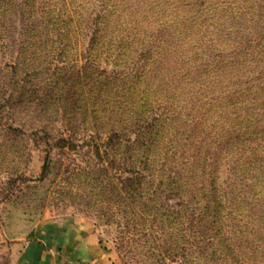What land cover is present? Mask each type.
<instances>
[{"label":"trees","instance_id":"1","mask_svg":"<svg viewBox=\"0 0 264 264\" xmlns=\"http://www.w3.org/2000/svg\"><path fill=\"white\" fill-rule=\"evenodd\" d=\"M222 4L53 0L30 22L33 31L88 30L82 90L92 76L96 114L116 127L91 147L95 198L114 192L116 203L97 217L118 226L119 250L132 257V246L151 264L178 256L189 264L185 254L200 244L209 262L240 264L231 240L264 234V35L260 47L251 38L240 44ZM55 146L75 145L63 137Z\"/></svg>","mask_w":264,"mask_h":264},{"label":"rangeland","instance_id":"2","mask_svg":"<svg viewBox=\"0 0 264 264\" xmlns=\"http://www.w3.org/2000/svg\"><path fill=\"white\" fill-rule=\"evenodd\" d=\"M221 1L222 7L227 6L222 18L234 25L228 27L232 37L240 44L251 38L260 47L262 41L257 38L264 35V0ZM51 10L53 0H0V264H27L25 243H40V233L49 232L52 222L70 216H82L92 223L112 264H151L132 246V257L119 250L118 226L105 224L107 215L103 220L97 217L100 210L114 211L116 203L114 192L103 202L95 198L96 182L91 176L97 159L91 147L106 140L116 127L96 114L92 76L87 80L88 92L82 90L84 80L78 69L88 30L66 34L64 29L43 24L33 31L30 22ZM69 67L74 68L72 74ZM261 67L255 65L251 76L260 74ZM63 137L75 146H55ZM112 167L106 172L108 182L115 175ZM117 174L126 176L122 169ZM219 176L224 179L225 172ZM120 209L118 216L123 215V201ZM231 242L237 246L228 253L240 264L264 262V234ZM200 245L185 254L189 264H214L209 262V250ZM181 260L178 256L166 264Z\"/></svg>","mask_w":264,"mask_h":264},{"label":"crops","instance_id":"3","mask_svg":"<svg viewBox=\"0 0 264 264\" xmlns=\"http://www.w3.org/2000/svg\"><path fill=\"white\" fill-rule=\"evenodd\" d=\"M50 228L40 233V243H25L27 264H112L97 230L82 216L62 218Z\"/></svg>","mask_w":264,"mask_h":264}]
</instances>
